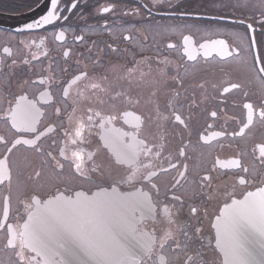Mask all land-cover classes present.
I'll return each instance as SVG.
<instances>
[{
	"label": "flooded vegetation",
	"instance_id": "af4514ba",
	"mask_svg": "<svg viewBox=\"0 0 264 264\" xmlns=\"http://www.w3.org/2000/svg\"><path fill=\"white\" fill-rule=\"evenodd\" d=\"M41 1L0 0V14ZM50 11L31 28L0 24V264L63 262L21 246L26 217L53 207L85 235L91 204L118 191L140 203L125 264H223L215 217L264 188V0Z\"/></svg>",
	"mask_w": 264,
	"mask_h": 264
},
{
	"label": "snow or ice",
	"instance_id": "6c2138e0",
	"mask_svg": "<svg viewBox=\"0 0 264 264\" xmlns=\"http://www.w3.org/2000/svg\"><path fill=\"white\" fill-rule=\"evenodd\" d=\"M51 2L53 9H55L57 0H51ZM104 11H108V9H104ZM53 15L54 12L50 11L48 16L42 19L47 23ZM28 27L31 28L32 25H28ZM187 39L188 38L185 37V40ZM221 43L223 42L221 41ZM5 51H7V49H5ZM93 87H95V85H93ZM89 119H91V117H89ZM80 134V130L77 129V135ZM74 155L82 160L80 153H74ZM126 157L129 163L135 164L136 151H128ZM141 167L147 166L141 165ZM76 168L79 170L80 164H77ZM133 178L134 173L129 176V180ZM253 195L254 194L249 193L250 197ZM233 205H238V207H235L227 226V235L230 244L226 255L233 257V264H249L246 256H250L251 253L244 249L243 245L236 238V232L238 229H243L251 225L259 231L261 236H264V197L252 203L247 201H234ZM65 232L77 235L81 241L80 245L76 246L70 243L69 239L65 237ZM20 240L21 246H23L26 241L28 246L32 247L34 251L39 249L41 253L44 254L51 251L54 255H63L66 258L63 262L51 261L50 264H76L77 258L84 252L96 257L100 261V264H125V258L131 255L128 249L123 246L110 251L94 243L88 236L78 233L71 225H66L64 223H58L55 229L49 227L48 224L44 222L35 225H25V232L20 235ZM81 264H86V261H81Z\"/></svg>",
	"mask_w": 264,
	"mask_h": 264
},
{
	"label": "water",
	"instance_id": "95a60500",
	"mask_svg": "<svg viewBox=\"0 0 264 264\" xmlns=\"http://www.w3.org/2000/svg\"><path fill=\"white\" fill-rule=\"evenodd\" d=\"M52 8V2L51 0H44L40 5H38L36 8H34L32 11L19 16H12V15H4L0 14V23L6 24L9 26H16L20 23L24 22H30L33 20H38L40 17H43L45 12ZM253 196H248L241 200H234L237 202H249L252 203L253 201H258L262 197H264V188L253 193ZM132 197L130 194H109L105 196V201L107 204H115V205H121V212H124L126 216L129 217L130 220H132V213L139 204H134L131 206L129 210H125V207L127 203H129V200ZM229 203L228 205L224 206L219 215L215 218L213 222V226L215 229V235H216V245L218 249L221 252L223 262L224 264H233V257L230 255H226V252L229 248L230 240L227 235V226L230 220V217L235 209L233 205V202ZM138 202V200L136 201ZM141 202V200L139 201ZM55 217L53 214H31L28 219L26 220L23 228L25 231V225H35L37 223L44 222L48 224L49 227L55 229L53 227V221ZM236 238L240 241V243L243 245L244 249H246L249 253H251L250 256H246V259H248L249 264H264V236H261L259 231H257L256 228L252 227L251 225H248L246 228L238 229L236 232ZM123 239H127L124 237ZM122 239V240H123ZM126 244L122 243L120 246H123L128 249V251L135 252L137 251V246L133 244H128V242H125ZM120 246H115L116 249H118ZM103 247V246H102ZM40 251L39 249H37ZM146 251V250H145ZM47 252L46 254L41 253L43 256H48ZM86 253V252H84ZM89 257L88 260H86V264H99L100 261L87 253Z\"/></svg>",
	"mask_w": 264,
	"mask_h": 264
},
{
	"label": "bare ground",
	"instance_id": "6f19581e",
	"mask_svg": "<svg viewBox=\"0 0 264 264\" xmlns=\"http://www.w3.org/2000/svg\"><path fill=\"white\" fill-rule=\"evenodd\" d=\"M134 204V199L131 198L126 205L125 210H129ZM93 206L96 212L91 211V213L86 216L87 218L93 219L99 225L111 229L116 233L120 231V228L115 225V223L121 222L122 227H126V229L130 231L132 221L124 214V212H121V205L105 203L103 209L101 203H95Z\"/></svg>",
	"mask_w": 264,
	"mask_h": 264
},
{
	"label": "rangeland",
	"instance_id": "374dc122",
	"mask_svg": "<svg viewBox=\"0 0 264 264\" xmlns=\"http://www.w3.org/2000/svg\"><path fill=\"white\" fill-rule=\"evenodd\" d=\"M163 30L164 31H166L167 30V28L166 27H163ZM173 30V27L171 28V31Z\"/></svg>",
	"mask_w": 264,
	"mask_h": 264
}]
</instances>
